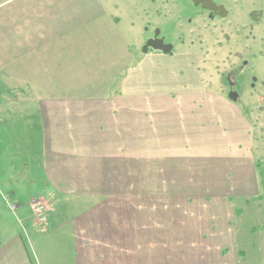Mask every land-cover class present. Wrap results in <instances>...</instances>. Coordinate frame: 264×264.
Returning a JSON list of instances; mask_svg holds the SVG:
<instances>
[{"label":"crops","instance_id":"1","mask_svg":"<svg viewBox=\"0 0 264 264\" xmlns=\"http://www.w3.org/2000/svg\"><path fill=\"white\" fill-rule=\"evenodd\" d=\"M83 13L80 0H0V118L8 101L21 116L15 135L34 150L25 165L49 185L27 199L9 189L39 234L35 264H240L244 239L229 235L228 213L207 201L209 189L147 172L145 138H134L131 105L113 90L118 60L130 55L118 57L110 27L97 43L98 18ZM9 160L4 167L0 157L5 188ZM33 199L46 205L43 229L32 223ZM11 241L0 264H32L22 239Z\"/></svg>","mask_w":264,"mask_h":264},{"label":"rangeland","instance_id":"2","mask_svg":"<svg viewBox=\"0 0 264 264\" xmlns=\"http://www.w3.org/2000/svg\"><path fill=\"white\" fill-rule=\"evenodd\" d=\"M216 1L225 18L208 17L192 0H80V11L98 18L97 43L107 41L110 27L118 57L125 49L131 56L118 60L113 90L131 105L134 138H145L146 146L140 139L134 146L147 150V172L164 174L170 185L209 189L207 201L228 213L229 235L244 239L240 264H264V0ZM154 27L174 45L171 56L144 44ZM231 83L237 100L228 97ZM4 106L0 157L4 167L9 158L15 163L0 192L13 187L27 199L46 190L48 179L31 175L25 162L34 150L12 129L21 116L8 101ZM13 235L35 264L31 241L39 234L0 195L1 253L12 248Z\"/></svg>","mask_w":264,"mask_h":264},{"label":"flooded vegetation","instance_id":"3","mask_svg":"<svg viewBox=\"0 0 264 264\" xmlns=\"http://www.w3.org/2000/svg\"><path fill=\"white\" fill-rule=\"evenodd\" d=\"M212 2L214 3V6L216 7V6H219V5H222L220 2H217L216 0H212ZM203 4H205V5H207V2H206V0H204V2H203ZM197 7H199L200 8V10H203V11H206L207 12V16L208 17H210V18H212V19H214V18H225V11H224V9L221 11L220 9H216V10H210V9H207V8H205L204 6H202V4H198V5H196ZM223 6V5H222ZM220 12H222V14L220 15ZM224 14V15H223ZM154 32H156L155 31V27L152 29V34H153V39H151V40H146L145 42H144V44H149V46H154V47H157L158 49H159V53H164V54H167V55H172L175 51H174V45H170V44H168L169 43V41H165L164 40V38H162V37H160L159 36V31H157V34H155ZM143 44V45H144ZM163 48H164V50H167L168 49V52H164V50H163ZM146 47L144 48V51H146ZM156 54V53H155ZM233 85L234 84H230L229 85V88H228V91L230 92V91H233V92H235L236 91V88L234 89V87H233ZM228 92V93H229ZM237 99H238V95H237ZM236 99V100H237Z\"/></svg>","mask_w":264,"mask_h":264},{"label":"built area","instance_id":"4","mask_svg":"<svg viewBox=\"0 0 264 264\" xmlns=\"http://www.w3.org/2000/svg\"><path fill=\"white\" fill-rule=\"evenodd\" d=\"M3 200L5 201L6 205L9 207L10 210L14 211L16 205L12 202L11 198L7 194L1 193ZM45 207L41 200L33 199L31 201V217L33 223L42 228L46 222V215H45Z\"/></svg>","mask_w":264,"mask_h":264},{"label":"water","instance_id":"5","mask_svg":"<svg viewBox=\"0 0 264 264\" xmlns=\"http://www.w3.org/2000/svg\"><path fill=\"white\" fill-rule=\"evenodd\" d=\"M193 1V3L195 4V5H198L199 3L200 4H202V6H204L205 8H207V9H210V10H216V9H220L221 11L223 10V6L222 5H219V6H214V3L212 2V0H206V2H207V5H205V4H203V2H204V0H192ZM222 14V12H220V15ZM155 34H157V32L155 33ZM147 45H149L148 43H147ZM163 50H164V48H163ZM164 52L166 53V52H168V49L167 50H164ZM228 97L231 99V100H236L237 99V93L236 92H233V91H230L229 93H228Z\"/></svg>","mask_w":264,"mask_h":264}]
</instances>
